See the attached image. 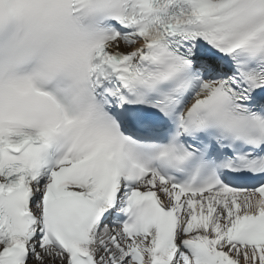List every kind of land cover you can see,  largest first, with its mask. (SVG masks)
Listing matches in <instances>:
<instances>
[{
	"label": "snow or ice",
	"instance_id": "6c2138e0",
	"mask_svg": "<svg viewBox=\"0 0 264 264\" xmlns=\"http://www.w3.org/2000/svg\"><path fill=\"white\" fill-rule=\"evenodd\" d=\"M0 264H264V0H0Z\"/></svg>",
	"mask_w": 264,
	"mask_h": 264
}]
</instances>
